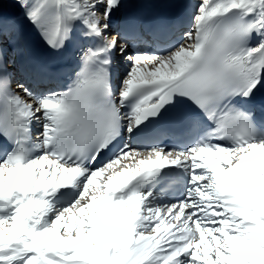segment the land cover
I'll list each match as a JSON object with an SVG mask.
<instances>
[{
    "label": "snow or ice",
    "instance_id": "snow-or-ice-1",
    "mask_svg": "<svg viewBox=\"0 0 264 264\" xmlns=\"http://www.w3.org/2000/svg\"><path fill=\"white\" fill-rule=\"evenodd\" d=\"M3 2L0 264H264V0Z\"/></svg>",
    "mask_w": 264,
    "mask_h": 264
},
{
    "label": "bare ground",
    "instance_id": "bare-ground-1",
    "mask_svg": "<svg viewBox=\"0 0 264 264\" xmlns=\"http://www.w3.org/2000/svg\"><path fill=\"white\" fill-rule=\"evenodd\" d=\"M12 8H16V7L13 6L12 0H4V2H3V9H5V10L8 11V10H10ZM16 9L19 12V9L18 8H16ZM13 88H15V83H13Z\"/></svg>",
    "mask_w": 264,
    "mask_h": 264
}]
</instances>
